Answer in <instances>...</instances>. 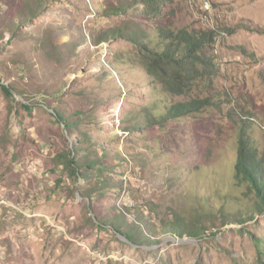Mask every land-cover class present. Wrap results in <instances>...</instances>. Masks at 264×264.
<instances>
[{
	"label": "rangeland",
	"instance_id": "obj_1",
	"mask_svg": "<svg viewBox=\"0 0 264 264\" xmlns=\"http://www.w3.org/2000/svg\"><path fill=\"white\" fill-rule=\"evenodd\" d=\"M108 2L46 0L29 13L23 0H0V86L13 90L8 100L0 88V264H264V213L254 214L253 194L232 173L238 123L264 122V0H167L163 22L214 33L211 89L183 97L110 62L131 53L112 30L143 21L133 10L99 15ZM154 98L213 101L150 126L142 114ZM194 193L214 210L218 195L241 221L201 222L196 239L164 233L160 220L190 212ZM137 210L155 226L139 245L91 221L119 212L129 223Z\"/></svg>",
	"mask_w": 264,
	"mask_h": 264
},
{
	"label": "trees",
	"instance_id": "obj_2",
	"mask_svg": "<svg viewBox=\"0 0 264 264\" xmlns=\"http://www.w3.org/2000/svg\"><path fill=\"white\" fill-rule=\"evenodd\" d=\"M45 1L23 0V3L27 7L26 12L31 13L35 10L32 5L38 6ZM166 3L167 0H110L102 5V8L97 11L101 16L117 17L127 15V11L133 10L143 21V23H139L135 20H127L119 28L112 30L114 37H118L130 45L131 53L122 55L115 53L110 62L119 60L125 66L133 65L137 71L145 74L147 80L158 83L164 90L162 92L171 96H188L191 88L197 89L198 86L211 89L209 85H212L211 78L216 62L207 49L213 43L214 33L211 31L175 30L171 24L162 21V10ZM102 39L104 38L97 41L100 42ZM0 88L6 99L10 100L13 90L5 85H1ZM209 98H196L183 103L176 102L170 106H167L163 102L164 100L154 98L143 111L144 122L150 126H162L169 121L189 116L202 107L208 106V102L213 101ZM53 116L66 130H69L68 126L71 124L58 111H54ZM250 118L246 117V119ZM250 124L256 128H250ZM65 160L67 170L74 173L76 177L81 176L79 168L74 167L76 163L72 152L67 153ZM139 161L143 163L145 158ZM93 173L96 177L98 176L96 170ZM232 173L238 184L247 186L248 191L253 194L254 201L251 207L254 214H263L264 122L258 125L242 120L238 123L236 156L232 165ZM213 197V200L220 204L217 210H214V207L209 204L208 198L204 194L190 195L194 208H191L187 214L179 213L176 210L168 211L166 220H160L161 230L164 233H171L177 238L186 236L196 239L202 231L206 230L201 222L211 224L214 219H226V217L228 220L241 221L239 215H232L230 212L226 215L221 198L218 195ZM147 211L152 215L155 214L151 208H147ZM135 213L136 218L129 223L124 222L123 216L119 212L109 217L106 215L96 216L97 223L92 218L91 221L96 227L108 226L116 234L122 236L126 242L139 245L146 243L145 235L154 233L155 226L147 222L140 210ZM256 247L261 262L264 259V254L261 255V251L264 250L263 241L257 240Z\"/></svg>",
	"mask_w": 264,
	"mask_h": 264
}]
</instances>
